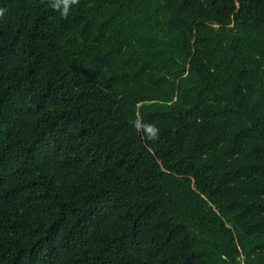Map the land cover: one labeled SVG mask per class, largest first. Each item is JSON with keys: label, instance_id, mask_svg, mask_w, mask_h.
Wrapping results in <instances>:
<instances>
[{"label": "trees", "instance_id": "trees-1", "mask_svg": "<svg viewBox=\"0 0 264 264\" xmlns=\"http://www.w3.org/2000/svg\"><path fill=\"white\" fill-rule=\"evenodd\" d=\"M0 264H264V0H0Z\"/></svg>", "mask_w": 264, "mask_h": 264}]
</instances>
